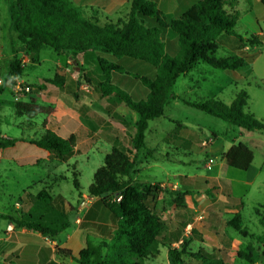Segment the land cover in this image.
Returning a JSON list of instances; mask_svg holds the SVG:
<instances>
[{
	"label": "trees",
	"instance_id": "trees-1",
	"mask_svg": "<svg viewBox=\"0 0 264 264\" xmlns=\"http://www.w3.org/2000/svg\"><path fill=\"white\" fill-rule=\"evenodd\" d=\"M239 1L194 0L192 5L178 9L175 16L168 20L153 0H130L131 7L126 19L115 23L108 20L102 22L97 16L87 15L70 0L9 1L11 27L30 60L38 62L34 53L45 46L76 62L79 55H83L88 64H95L99 69L100 78L94 87L102 97L107 98L111 118L132 131L130 147L120 145L118 139L113 142L111 151L106 153L88 188V194L98 198L110 212L113 231L109 234L107 252L103 254L100 247L87 243L79 258H74L78 264H146L157 258L161 247L167 249L171 264H227L216 251L209 252L202 247L193 251L191 248L195 240L204 241L195 228L187 235V228L195 222V215L189 210L186 197L194 192L167 189L159 182H141L137 174L143 152L147 151L153 157V151L148 149L146 143L149 123L163 117L166 107L174 100L246 131H264V121L257 120L246 111L249 96L245 90H240L230 105L217 99L190 100L176 95L174 90L181 77L200 65L234 72L254 61L255 56L248 54L245 48L261 45L262 34L244 37L236 32L241 17L237 10ZM262 4L264 6V0ZM167 30L176 36V41L164 40L163 35ZM223 36L232 37L238 42L237 49L243 53L242 57H217ZM97 53L95 59L90 58L91 54ZM99 54L108 56V60ZM124 57L146 62L155 68L153 78L134 75L148 90L142 99L134 98L112 83V72L125 73L116 63V60ZM23 66L22 59L13 57L9 64L10 77H22ZM87 80L92 82L90 78ZM48 85L65 89L78 97L75 92L78 81L71 75L56 74L53 79L45 80L39 89L43 90ZM123 103L137 113L139 119L134 125L116 112V108ZM15 108L19 116L28 118L44 113L43 107L21 101L16 103ZM178 128L180 126L175 130ZM30 143L62 163L69 162L77 150L75 134L62 137L47 131ZM15 144V140L4 141L0 142V147L5 149ZM253 158L251 149L244 142L233 144L225 152L227 166L241 171L250 169ZM201 180L205 185L210 182L206 178ZM72 182L81 197V186L76 175ZM213 188L217 189L215 186ZM163 194H167L175 205L173 229L158 208ZM205 194L215 199L210 188L206 187ZM227 198L240 210L242 202L238 204L231 196ZM19 204L20 219L9 217L18 228L55 238L70 227L69 215L72 211L66 212V201L62 194L51 196L47 190L38 194L27 191L19 198ZM255 213L264 226V203L255 209ZM239 216L238 212L237 218L230 223L231 227L242 237L264 246V234L249 233L242 226ZM56 253L73 256L71 250L62 248L57 249ZM52 254L51 247L43 243L39 253L42 261L58 264L50 261ZM237 257L249 264L262 262V254L252 242L247 249L238 251Z\"/></svg>",
	"mask_w": 264,
	"mask_h": 264
},
{
	"label": "rangeland",
	"instance_id": "rangeland-1",
	"mask_svg": "<svg viewBox=\"0 0 264 264\" xmlns=\"http://www.w3.org/2000/svg\"><path fill=\"white\" fill-rule=\"evenodd\" d=\"M260 13L262 15H259L263 16L264 10L262 9ZM127 14L119 20H125ZM260 26L263 32L262 44L250 47L247 51L255 58L242 69L243 76H240L239 84L230 83L223 70L208 67L209 70L203 74V79L200 78L199 72L193 71L186 80L180 78L175 89L187 99L195 101L217 99L226 105L231 104L240 90H245L249 96L246 111L253 114L257 120L264 121V22H260ZM236 32L243 36L253 35L250 30L240 28L236 29ZM169 33L168 30L164 32V39H170L167 38L170 36ZM15 35L13 52L15 51V56L24 63L22 77L9 75V64L13 58L10 60L3 57L0 61V89H3V92H0V142L16 141L14 146L6 150L0 147V220H10L9 217L20 219L19 198L27 191L37 194L38 191L47 190L51 196L62 194L68 201H72L78 194L72 182L76 175L82 192L81 197L78 195L79 204L84 203L85 209L86 205L93 203L88 214L84 211L69 215L71 221L77 216L81 219L78 222V230L82 229V235L75 242L71 237L72 231L64 237L60 236V233L55 238L49 236L43 238L53 247V260L56 263L78 264L74 258H79L87 243L100 247L103 254L107 252L109 234L113 231L110 212L98 198L88 194V188L106 153L111 151L113 142L118 139L120 145L130 147L132 131L125 130L121 123L111 120L107 98L102 97L94 87L100 78L99 69L95 64H88V60L79 55V61L75 65L73 59L47 46L34 53L38 62H33L18 43L17 34ZM7 36L5 28L0 30V46H4L5 52L8 50ZM233 43L237 51L231 50L233 44L229 47L220 41L217 57H242L243 53L237 49L238 42L234 40ZM97 55L98 53L91 54L90 58L95 59ZM100 56L108 60V56ZM122 59L125 73L114 71L112 83L116 86L131 87L136 80L134 75L154 77V74L149 73L152 65L128 57ZM118 63L120 61H117ZM81 70L84 74L80 75ZM56 74L75 77L78 81L75 90L77 98L66 90L60 91L54 87H50L48 92L46 89H39L45 80L53 79ZM88 78L92 80L91 83L88 82ZM19 82L34 87L31 93L22 97L21 102L41 106L44 113H39L34 118L17 114L15 108L17 102L14 97ZM187 85L194 86V89H187ZM129 119L134 121L131 116ZM178 126L180 128L175 130ZM47 131L60 136L75 133L78 154L69 162L62 163L30 143L31 140L42 137ZM170 131L172 132L168 134ZM156 134L166 136L165 140L161 141ZM146 142L148 149L153 151V157H150L147 151L143 152L138 164L137 179L141 182L162 181L167 189L184 190L192 187V191L198 197L196 225L206 230L211 243L220 240L219 249L215 248L218 255L227 264H249L243 259L237 261L235 259L238 251L247 249L252 242L262 254L260 264H264V246L250 238L242 237L230 225L239 212L242 226L249 233L264 234V226L260 224L255 213V209L264 203V131L249 132L182 102L174 101L166 107L163 117L150 121ZM239 142L246 143L253 153V163L248 171L230 168L225 160L226 150L232 143ZM14 157H19L18 163L14 162ZM203 178L210 181L208 185L201 180ZM42 181L44 183H41ZM214 186L217 189H214ZM206 187L211 189L215 196L214 200L204 193L206 198H201ZM228 196L235 199L238 204L243 203L240 210L234 207L235 204L228 200ZM159 203V211L163 213L171 228H175L176 210L173 200L167 194H163ZM79 204L76 207H79ZM12 230L14 229L10 231ZM187 231L190 235L191 230ZM233 233L235 240L230 237ZM239 237L240 241L244 238L248 246L245 247V242L240 246L236 241ZM197 242L191 245L193 251L199 249L197 244L200 241ZM60 248L71 250L76 257L58 255L56 250ZM161 249L162 253L146 264H168L167 249L165 247ZM14 251V255L20 253L19 250ZM14 255H2L0 264H12L15 261Z\"/></svg>",
	"mask_w": 264,
	"mask_h": 264
},
{
	"label": "crops",
	"instance_id": "crops-1",
	"mask_svg": "<svg viewBox=\"0 0 264 264\" xmlns=\"http://www.w3.org/2000/svg\"><path fill=\"white\" fill-rule=\"evenodd\" d=\"M9 1L10 0H0V30L5 28L7 30V34H8V36H7L8 37V41H7L8 50L5 52L4 46L3 45L0 46V61L2 60L3 57H7V59H10V60H11V58L15 57V54L13 52V45H14V41L16 40V35H15L16 33L14 31H12V29H11L9 13H8ZM70 1L75 6L83 9L87 15L97 16L102 22H105L107 20L114 22V23L117 22L120 18H123L130 11V7H131L130 0H70ZM153 1L156 2L159 9L167 17H170V19L175 16L178 9L186 8L190 5H192L194 2V0H153ZM2 4L4 5L3 7L1 6ZM262 9L264 10L262 0H240L239 4L237 6V10L240 12L241 17H240V21L238 23L237 29L240 28V29H244L245 31L250 30V32L253 35L254 34H262L263 32H262V29L260 26V22H264V15L263 16L259 15V14H261L260 12L262 11ZM169 32H170V30H168V33ZM169 34H170V36L167 37V38L170 37L169 41H176V36L172 32ZM247 35L248 34L244 35V37H249ZM164 40H166V39H164ZM221 42L226 44L229 47H230V45L233 44V47L232 48L230 47L231 50L237 51L236 48L234 47V43H233L234 39L232 37L227 38V37L223 36L221 39ZM245 50L249 51L250 47L249 46L246 47ZM7 54H8V56H7ZM122 60H123L122 58L120 60L118 59V60H116V63H117V61H120V63H118V64L122 68H124V66L122 65L123 64ZM208 67L212 68L211 66H208V65H200V66L196 67L194 70H192V72L188 73L186 76H183V78H184V80H186V78L189 75L193 74V71H194V73L199 72V74H201L200 78L203 79L204 78L203 74L207 73L209 70ZM243 68L238 69L234 72H228L225 70H223V72H225L227 74V76L229 77L230 83L235 82L236 84H239L240 82H238V80H239L240 76H243L242 75V69ZM149 69H150L149 73L155 74V68L154 67L153 68L151 67ZM129 73H131V72H129ZM60 75H62V74H60ZM114 76H115V74H114V72H112V82L114 80ZM72 77L75 79L74 76H72ZM189 80L192 81L191 79H189ZM189 80H187V81H189ZM178 81L176 82L175 88L178 84ZM196 83H198V82H196ZM197 85H199V84H197ZM50 87L60 89L56 86H53V85L49 86L48 85L45 88L47 92L50 90L49 89ZM196 87L200 88L199 86H196ZM119 88H122L123 90H125L126 92L131 94L136 99H142V98L146 97V95L148 94V90L145 87H143L138 80H135L134 83L132 84V86L129 88H125L124 86H121V87L119 86ZM45 89H43V90H45ZM187 89H189V90L194 89V86L187 85ZM61 90H65V89H60V91ZM174 90H175L176 95H178L180 97H184L176 89H174ZM190 100H192V99H190ZM174 101L178 102V103L181 102L180 100H174ZM174 101H172V102H174ZM116 112L121 114L125 119L131 121L132 125H134L139 119L137 113L130 110L128 108V106L124 103L120 104L116 108ZM130 116L134 118V121L129 119ZM110 117H111V115H110ZM111 120H113V119L111 118ZM172 121L175 122V120H173V119H172ZM123 128L125 129L124 126H123ZM171 132L172 131H170L168 134H170ZM70 134H75V133L71 132V133H68L67 135L62 136V137H67ZM156 135L158 137H160L161 141L165 140L166 136H159L158 134H156ZM17 143H19V142H17ZM233 144L234 143H232L230 145V147ZM6 149L7 148H5L4 150H6ZM228 149L226 150V152L228 151ZM78 152L79 151L77 149L75 155L72 158H74L78 154ZM47 155L49 156L50 154L47 152ZM18 158L19 157L13 158L15 163H18V161H17ZM22 159H23V157H22ZM41 183H44V181H42ZM152 183H158V182H152ZM159 183H161V185L166 188L165 184H163L162 181H159ZM184 190L185 191L186 190L192 191V187H188L187 189H184ZM38 193H39V191H38ZM203 193L205 194V191H202L201 198H206ZM78 195H79V193L77 194L76 198H74L72 201H68L65 198L66 212L72 211L71 213H82L85 211V214H88V212L91 211V206L93 203H90V205H86L85 209H83L84 203L79 204V201H78L79 196ZM186 201H187L189 210L195 215V220H197V211H196V208L198 206L197 194L192 193L190 196H187ZM77 204H79V207H76V206H78ZM159 205H160V203H159ZM80 221H81V219L78 216L75 217L74 221H71V219H70V222H71L70 227L68 228V230H66V232H62L60 234V236L64 237L65 235H69L68 233H70L72 231L73 232V234H71L72 235L71 237H73L72 240L74 242L79 240L80 236L82 235V229L78 230V227H79L78 222H80ZM12 228L14 230L10 231ZM192 228L197 229L199 231V233H201L203 236L204 241L203 242L200 241L199 244H197V246L199 248L200 247L205 248L209 252L216 251L215 248L219 249L220 240L217 239L218 241H216L215 243H211L208 240V237L206 235V230L197 226L196 222H194L192 225L189 226L190 230ZM189 229L187 228V230H189ZM233 234L232 235L230 234L231 235L230 237H232V239L235 240L236 237H235V234L234 235ZM187 235H188V231H187ZM43 237L44 236H42L41 234L34 232V231H31V230H28L26 228H18L16 226V224L14 222H12L11 220H7V219L0 220V253L2 255H5V256H10V255H14V252H15L14 250L20 251L19 254L14 255V260L17 261V263H15V261H14V262H12V264H48L47 262H43L39 256L40 249H41L43 243L46 246L51 247L52 252H53V254L50 256V258H49V255L48 256L46 255V257L49 258L51 262H55L53 260L54 249L52 246H50L48 243H46V241L44 240ZM209 238L212 239V237H209ZM241 240L242 241H240V237L236 240L237 243L240 244V246H242L244 244V242H245V244H244L245 247L248 246V243L245 241L244 238H241ZM1 241H3V242H1ZM193 243H198V242H197V240H195ZM72 253L76 257V254L74 252H72ZM160 253H162L161 248H160ZM1 254H0V258L2 257ZM166 256H167V260H169L168 259V251H167ZM238 259L239 258L236 257L235 260L237 261ZM168 264H170V261H168ZM258 264H260V263H258Z\"/></svg>",
	"mask_w": 264,
	"mask_h": 264
},
{
	"label": "built area",
	"instance_id": "built-area-1",
	"mask_svg": "<svg viewBox=\"0 0 264 264\" xmlns=\"http://www.w3.org/2000/svg\"><path fill=\"white\" fill-rule=\"evenodd\" d=\"M34 90L32 85H28L23 82H19L15 89V101L19 102L22 100V97H26L27 94L31 93Z\"/></svg>",
	"mask_w": 264,
	"mask_h": 264
},
{
	"label": "water",
	"instance_id": "water-1",
	"mask_svg": "<svg viewBox=\"0 0 264 264\" xmlns=\"http://www.w3.org/2000/svg\"><path fill=\"white\" fill-rule=\"evenodd\" d=\"M74 64L76 65V64H77V62H76V61H74Z\"/></svg>",
	"mask_w": 264,
	"mask_h": 264
}]
</instances>
